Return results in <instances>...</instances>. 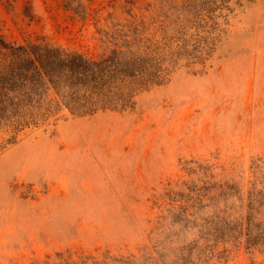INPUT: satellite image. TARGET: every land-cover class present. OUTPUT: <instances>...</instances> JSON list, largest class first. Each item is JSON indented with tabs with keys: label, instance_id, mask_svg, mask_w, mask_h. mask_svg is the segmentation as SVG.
I'll return each mask as SVG.
<instances>
[{
	"label": "rangeland",
	"instance_id": "374dc122",
	"mask_svg": "<svg viewBox=\"0 0 264 264\" xmlns=\"http://www.w3.org/2000/svg\"><path fill=\"white\" fill-rule=\"evenodd\" d=\"M193 1L0 0V38L97 56L103 33ZM230 2L203 64L175 67L124 108L64 109L3 143L0 128V264H139L160 216L187 197L214 193L202 210L233 214L239 193L264 186V0ZM226 264H264V247L241 245Z\"/></svg>",
	"mask_w": 264,
	"mask_h": 264
},
{
	"label": "trees",
	"instance_id": "16d2710c",
	"mask_svg": "<svg viewBox=\"0 0 264 264\" xmlns=\"http://www.w3.org/2000/svg\"><path fill=\"white\" fill-rule=\"evenodd\" d=\"M193 2L162 4L148 20L133 18L123 28L103 33L107 48L97 56L44 38H0V128L8 135L1 143L64 109L91 113L124 108L136 92L165 81L175 67L202 65L220 30L215 19L232 5L230 0ZM170 11H177L174 19ZM262 187L239 193L240 209L233 214L202 210L214 193L187 197L184 205L160 216L151 230L156 238L149 237L151 245H146L139 264H226L241 245L247 250L264 247ZM115 261L133 263L123 256L87 254L30 264H118Z\"/></svg>",
	"mask_w": 264,
	"mask_h": 264
}]
</instances>
